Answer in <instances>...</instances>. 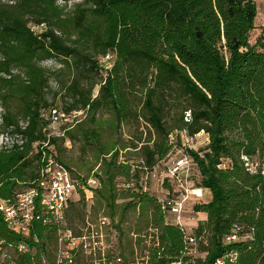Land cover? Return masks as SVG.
<instances>
[{
    "label": "trees",
    "instance_id": "16d2710c",
    "mask_svg": "<svg viewBox=\"0 0 264 264\" xmlns=\"http://www.w3.org/2000/svg\"><path fill=\"white\" fill-rule=\"evenodd\" d=\"M73 1L0 0V136L24 138L0 150V200L37 188L52 156L76 179L99 180L94 214L112 219L120 231L130 220L137 234L156 229L161 247L151 250L150 262L170 264L184 250V234L140 181L146 169H166L163 163L182 148L181 132L205 133L206 148L185 151L193 160L192 180L206 191L194 205L195 213L207 215L196 231L208 241L199 264H213L226 250L238 252L239 264H264V176L247 172L241 159L264 165V30L255 45L250 41L257 0H83L70 6ZM42 24L47 31L37 36L31 26ZM109 54L112 61L104 63ZM49 61L55 67L46 66ZM54 109L84 116L58 136L50 129ZM186 112L191 123L184 121ZM126 126L132 127L128 141ZM68 143H79L81 156H94L95 164L78 168L67 157ZM121 156L126 163H119ZM122 182L134 187L121 188ZM172 185L166 178L162 190ZM79 192L67 224L77 214L86 221L85 191ZM3 216L0 241L28 247L13 264L50 262L55 228L35 221L24 238ZM235 225L253 229V240L226 246ZM142 243L137 248L144 252Z\"/></svg>",
    "mask_w": 264,
    "mask_h": 264
},
{
    "label": "built area",
    "instance_id": "2783aa9c",
    "mask_svg": "<svg viewBox=\"0 0 264 264\" xmlns=\"http://www.w3.org/2000/svg\"><path fill=\"white\" fill-rule=\"evenodd\" d=\"M31 30L39 36L47 31V26L45 24L33 25ZM112 59L113 56L109 54L103 62L107 63ZM51 86L57 90L59 88L56 82H51ZM83 116V111L67 114L57 109L52 110L49 115L52 134L62 136L63 127L75 126L77 120ZM184 121L192 122L191 112L185 113ZM180 136L182 148L177 149L176 152L179 156L169 160L166 164L163 163L165 170L160 166L151 171L146 169L140 185L145 191L156 192L158 203L166 215V220L169 224L177 226L184 234V250L170 264H199V261L205 260L208 254L202 250L208 246V241L205 233L200 236L196 234L199 223H201L199 219L201 213H195L194 205L204 200L206 191L197 187L192 180L193 160L185 151L197 150L195 146L202 136L207 137L208 143L209 138L205 133L190 136L187 130L181 132ZM176 137L177 134L171 136L172 144L177 143ZM23 139L22 135L14 137L2 135L0 136V150L11 148L15 143L22 145ZM241 159L247 172L255 176L259 174L264 176V165L259 160L247 155H242ZM126 162L127 158L121 156L119 163ZM166 178H170L173 182L172 189L162 190ZM150 181L152 184H148ZM153 184H158L161 191H156L152 187ZM99 186L100 182L94 175L87 180L76 179L66 167L49 156L46 167L41 171L37 188L18 193L14 201L0 200V212L4 215L8 228L24 238L30 237L35 221H41L44 225L55 228L57 249L53 264H77L80 257L90 260L93 264H151V250L161 247L159 232L156 229H150L141 234L135 232L130 234L135 243L134 259L126 261L121 254L115 253L113 240L116 238V229L112 219L101 216L95 223L87 221L86 226L79 233L68 226L66 213L78 190L85 191L87 195L93 193V189ZM120 187L129 189L134 187V184L122 182ZM189 215L196 217H189ZM253 236V229L248 228L247 230L244 226L235 225L232 233L224 237L223 243L229 246L248 242L253 240ZM109 239L110 243H108ZM139 239L144 240L143 245L146 248L144 252L137 248ZM27 248L24 244L5 245L3 241H0V264H13L14 256L27 251ZM43 264H51V262L45 259ZM213 264H239V254L233 250H226L215 259Z\"/></svg>",
    "mask_w": 264,
    "mask_h": 264
},
{
    "label": "rangeland",
    "instance_id": "374dc122",
    "mask_svg": "<svg viewBox=\"0 0 264 264\" xmlns=\"http://www.w3.org/2000/svg\"><path fill=\"white\" fill-rule=\"evenodd\" d=\"M83 0H74L73 2L70 3V6L73 4V3H77V2H82ZM257 3H258V16H257V20H256V29L252 32V35H251V43L252 45H255L258 41V39L261 37L262 33H263V30H264V0H257ZM46 66L48 67H55L54 66V63L49 61L46 63ZM60 105L61 102H59ZM0 112H1V108H0ZM1 133V132H0ZM208 145H207V137H204L202 136L195 148L197 150H201V149H204L206 148ZM68 148L70 149L68 152H67V157L70 161H74L76 163V166L78 168H80V166L78 165L79 163H81L83 166H85L84 164L88 163V161H85L84 158L81 159V155H79V147L75 148L73 147L72 149L70 148V146H68ZM175 153V152H174ZM172 154L171 157L169 158L170 160L172 159H175L179 156V153H177L176 155L175 154ZM79 155V156H78ZM166 163H168V161H166ZM165 163V164H166ZM78 195L80 196H77L82 198V195L79 193H77ZM90 194H85V206H86V216H85V220L86 221H89L90 223H95L101 216H103L102 213L100 214H94V212L92 211L91 209V205L93 204L91 201L92 200H88V196ZM89 201V202H88ZM131 213V212H130ZM131 219L134 218V215L130 214L129 215ZM72 217V215L70 216ZM74 217H76V219L74 220L73 219V223H71L70 221H68V224L70 226H72L76 232H80V230L86 226V221L85 223L83 222H80V218L77 215H75ZM73 217V218H74ZM99 217V218H98ZM189 217H196L195 215H189ZM131 221V220H130ZM129 221V223H130ZM126 224V225H123V230L120 231L119 229L115 228L116 229V238L113 240L114 242V247H115V253L116 254H121L123 255V257L127 260V261H132L134 259V253H132V250H131V246H132V243L134 244V241L133 239L131 238L130 234L132 232V229L130 227V224ZM72 224V225H71ZM121 232L123 233V235H121ZM108 243H110V239L108 240ZM143 244V243H142ZM51 248L50 249V262L51 264L54 263L55 261V256H56V245H51ZM139 248V246H138ZM77 264H93V262H91L90 260L86 259V258H83V257H80L77 261Z\"/></svg>",
    "mask_w": 264,
    "mask_h": 264
},
{
    "label": "crops",
    "instance_id": "0c3cea01",
    "mask_svg": "<svg viewBox=\"0 0 264 264\" xmlns=\"http://www.w3.org/2000/svg\"><path fill=\"white\" fill-rule=\"evenodd\" d=\"M126 128H127V131H125L124 130V139L125 140H131V138H132V135H131V133H130V129L132 128L131 126H126ZM208 143V142H207ZM80 144L78 143L77 145H76V147H78ZM68 146H70V148H72V146H71V144H69L68 143ZM79 155H81L80 154V152L78 153ZM78 155V156H79ZM82 157V156H81ZM82 158H84V157H82ZM84 160L85 161H88V163H86V164H84L85 166H90V165H94L95 163H94V156H90V155H87L85 158H84ZM98 167V166H97ZM79 174H81V175H85L86 174V172H78ZM152 187L154 188V189H156V191H161L160 190V187H159V185L158 184H153L152 185ZM90 195L88 196V200L90 201V200H93V197H94V193H89ZM77 196H80V195H78V194H76L74 197H73V200H72V202H77V201H79L81 198L80 197H78L77 198ZM199 219L201 220V221H206L207 220V215L206 214H200L199 215Z\"/></svg>",
    "mask_w": 264,
    "mask_h": 264
}]
</instances>
